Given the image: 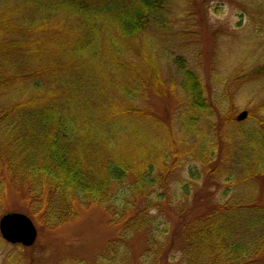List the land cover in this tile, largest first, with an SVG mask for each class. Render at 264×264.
I'll list each match as a JSON object with an SVG mask.
<instances>
[{"label":"trees","instance_id":"1","mask_svg":"<svg viewBox=\"0 0 264 264\" xmlns=\"http://www.w3.org/2000/svg\"><path fill=\"white\" fill-rule=\"evenodd\" d=\"M171 2L0 0V208L11 191L37 220L60 224L76 203L95 205L121 235L147 232L156 264L165 253L154 248L164 245L178 248L175 264H263L264 193L254 184L264 183V118L250 112L245 129L224 113L234 77L217 76L225 89L215 93L183 57L172 60L178 86L163 75L151 29L174 38ZM260 66L254 71L264 78ZM177 91L179 131L139 106L151 92ZM188 160L200 169L190 168L174 211L170 187ZM207 178L239 190L188 215L195 183ZM240 192L251 201L241 203ZM163 206L176 229L151 216Z\"/></svg>","mask_w":264,"mask_h":264},{"label":"rangeland","instance_id":"2","mask_svg":"<svg viewBox=\"0 0 264 264\" xmlns=\"http://www.w3.org/2000/svg\"><path fill=\"white\" fill-rule=\"evenodd\" d=\"M168 12L172 15L170 33L174 38L156 27L151 29V39L159 48L163 75L174 79L178 86L180 73L172 60L183 57L198 70L215 93L225 89L222 84L219 87L215 84L217 76L225 81L234 77L233 86L229 89L233 91L234 98L230 105L225 106L224 113L229 118L234 117L236 127L245 129L246 122L237 121L242 112H257L259 118H264V110H260L264 103L261 95L264 78L254 71L264 63V0H172ZM253 78L259 79L251 80ZM180 96L182 93L179 91L174 95L151 92L139 101V106H151L155 121L179 131V122L172 110H177V115L180 113ZM249 123H253V119H249ZM215 135H221L219 137L223 140L229 136L217 129ZM230 148L224 151L228 160L234 152ZM191 167L200 169L195 161H186L170 187L169 201L173 202L171 208L174 211L185 201L181 189L184 182L190 181ZM195 186L188 215L205 213L222 201L225 191L229 190L230 198L234 196L233 190H239L209 178L202 179ZM254 187L257 195L264 193V183H256ZM174 192L176 197H173ZM241 192V203L251 201L241 197ZM260 201L264 205V195ZM2 206L0 219L11 212L27 215L38 230V238L31 248H24L5 242L0 233V264H156L151 257L153 253L147 242V232L121 235L114 219L99 206L76 203L74 217L65 213L60 224L42 219L44 215L41 217V214L37 220L26 202L11 191L5 196ZM150 214L156 218L157 224L166 221L176 229L177 217L167 207L154 208ZM165 250V245L154 248L153 252L165 253L162 261L161 258L159 260L160 264H175L180 258L178 248L171 252Z\"/></svg>","mask_w":264,"mask_h":264},{"label":"water","instance_id":"3","mask_svg":"<svg viewBox=\"0 0 264 264\" xmlns=\"http://www.w3.org/2000/svg\"><path fill=\"white\" fill-rule=\"evenodd\" d=\"M248 118V112H242L238 121ZM0 232L5 241L10 244H22L31 247L35 244L38 232L33 222L24 214L9 213L0 220Z\"/></svg>","mask_w":264,"mask_h":264}]
</instances>
